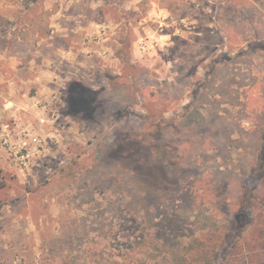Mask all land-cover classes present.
<instances>
[{"label":"rangeland","instance_id":"1","mask_svg":"<svg viewBox=\"0 0 264 264\" xmlns=\"http://www.w3.org/2000/svg\"><path fill=\"white\" fill-rule=\"evenodd\" d=\"M0 264H264V0H0Z\"/></svg>","mask_w":264,"mask_h":264},{"label":"trees","instance_id":"2","mask_svg":"<svg viewBox=\"0 0 264 264\" xmlns=\"http://www.w3.org/2000/svg\"><path fill=\"white\" fill-rule=\"evenodd\" d=\"M184 258L186 259L187 257L184 255Z\"/></svg>","mask_w":264,"mask_h":264}]
</instances>
